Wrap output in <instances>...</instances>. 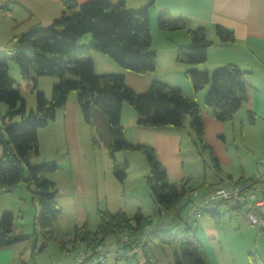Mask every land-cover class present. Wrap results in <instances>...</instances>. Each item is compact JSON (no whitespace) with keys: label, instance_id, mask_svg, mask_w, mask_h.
Here are the masks:
<instances>
[{"label":"trees","instance_id":"1","mask_svg":"<svg viewBox=\"0 0 264 264\" xmlns=\"http://www.w3.org/2000/svg\"><path fill=\"white\" fill-rule=\"evenodd\" d=\"M126 1L89 0L79 4L76 0H61L62 11L58 18L44 28L30 29L13 36L8 47L0 50V109L1 104L6 105L4 113L0 110V191L22 183L30 191L31 202L39 209L34 215L30 235L13 236V214L2 212L0 247L15 240L28 239V261L35 262L36 254L51 238L52 223L60 214L55 202L56 185L46 176L57 170V157L38 165L31 162L39 152L37 130L54 119L56 111L64 108L66 98L73 93L83 121L93 127V143L106 149L112 174L118 181L125 180L129 165L127 160L116 161L114 153L126 150L143 154L148 164L146 186L157 210L145 216L137 209L129 217L122 210L112 212L98 208L94 230L89 229L85 219L74 225L67 236L57 240L61 253L74 250L78 243L94 249L125 234L134 240L148 225H154L157 231L152 234L151 243L143 248L144 264H156L154 255H149L146 250L163 244L170 248L173 264H209L202 245L195 237L196 228L187 222V214L181 216L180 213L187 204V199L183 204L182 201L190 191L222 185V179L218 177L212 183L202 181L197 188H191L188 180L169 183L151 148L127 143L119 116L123 101L133 108L137 116L136 125L141 128L182 126L183 117L188 116L190 140L192 143L197 140L202 148L208 150L213 167L219 172L218 160L203 139V122L197 103L185 97L179 88L156 80L151 81L144 93H135L125 85L123 74H95L90 57L78 58L82 53L93 51L106 55L125 70L135 73L154 70L156 54L150 50V2L127 10ZM156 21L158 28L164 31L186 30L190 45L176 50L178 63L197 65L205 62L206 49L212 42L207 40L203 27L190 28L186 18L165 12L158 13ZM214 30L218 41L234 40L227 29L216 25ZM87 34L91 35L90 42H81ZM8 61L16 63L21 79L28 81L35 92L34 109L28 112L24 99L13 88ZM233 67L232 64H224L211 72L188 69L184 73L193 93L208 85L203 103L220 122L231 121L246 100L248 84L244 73H235ZM41 76L57 79L51 86L49 98L36 90V80ZM253 120L254 114L247 111V121L253 123ZM227 179L231 181L230 176ZM170 212V223L181 228L177 233L160 229L161 217ZM204 214L215 222L221 217L217 211L203 210ZM38 235L42 239L40 245L35 240ZM137 259L123 261L137 263ZM28 261L21 255L22 264Z\"/></svg>","mask_w":264,"mask_h":264},{"label":"crops","instance_id":"2","mask_svg":"<svg viewBox=\"0 0 264 264\" xmlns=\"http://www.w3.org/2000/svg\"><path fill=\"white\" fill-rule=\"evenodd\" d=\"M86 1L89 0H76L79 4ZM131 1H126L125 9H136L150 2L148 6L151 35L150 50L156 54L154 70L146 73H135L125 70L106 55L93 51L82 53L78 58L85 59L90 57L95 74H123L125 85L135 93H144L153 80L179 88L185 97L197 103L203 122V139L213 150L219 165H224L226 161L224 162L218 154L216 155L209 140L210 131L215 130V132L224 133L225 130L224 126L213 117L211 111L203 103L208 85H205L197 93H193L189 82L184 77V73L188 69L211 72L224 64L237 66L239 72L244 73L243 77L248 84V89L246 91V100L233 115L231 121H233L237 113L239 117H243V115L247 117V111H251L254 114V124L256 122H264V0H133V3L137 4L136 7L130 4ZM61 11V0H0V12L10 20L11 24L9 32L7 31L4 35L5 39L0 37V46L6 44L8 47L10 39L24 31L46 27L53 19L60 16ZM160 12L186 18L190 23V28L200 26L205 29L207 40L212 42L206 49L205 62L197 65H186L176 61V50L179 47L189 45L190 39L186 30L164 31L159 29L156 17ZM216 25L230 31L234 40L231 42L218 41L214 30ZM86 37L81 42L89 43L91 38ZM25 82L30 85L28 81ZM50 82L53 85L57 82V79L50 80ZM36 90L41 91L40 88L38 89V78L36 80ZM25 105L26 110H32L34 106L33 99H31L29 104L25 102ZM119 116L127 143L131 145L140 144L151 148L156 159L164 168L169 183L188 180L189 184L192 181L193 175L191 170L186 168L183 158V133L187 132L189 137V134H191L188 126V116L183 117L182 126L169 125L159 129L141 128L136 125L137 116L135 111L125 101L121 103ZM243 124L240 121L241 128L244 127ZM93 137V127L83 121L78 111L76 95L73 93L66 98L64 108L56 111L54 119L37 130L38 155L41 156V161H50L55 157L58 159L57 170L46 175L48 179L53 181L58 190L57 194L59 196H55V202L60 205L61 209L65 205L68 208H72L76 218L75 222H72L69 227L63 228L59 226L62 228L61 230L53 226L51 238L46 240L43 249L34 258L37 264L64 263L63 260L59 263V257L57 256V258L53 256L49 259L47 256L45 257L46 250L56 247L59 249L60 255H63L57 240L67 236L74 225L83 222L92 211H96L98 208L108 209L112 212L122 210L127 216L134 214L137 209L145 216L155 212V210L150 211L148 208L145 211V205L139 203L138 198L137 200L134 199L136 201L133 200L131 204L133 206L130 208L125 199L119 195L122 193L124 198L129 195L133 198L140 196L139 192H141L149 197V192L147 188L146 192L142 188L137 192L133 188L127 189L125 188V182H123L124 188L120 192L117 189L120 185L109 173L107 152L102 145H95L98 149L100 161L96 162L94 159L93 152L94 144L96 143H93ZM83 153L85 154V160H83ZM115 155L116 152L114 157L118 162L119 160L120 162L121 160H127L128 168L130 169L131 163L126 156H123L122 159H117ZM258 156L262 158L264 152H260ZM254 160H252L253 164L257 165L258 159ZM141 163H143L144 167V161H141ZM98 166L103 167L105 180L103 179L102 183L96 182L94 179ZM59 173H64L65 176H62V174L59 176ZM252 175L241 173L233 179L232 175L227 174L226 178L230 176L231 181L219 178L222 179V185H227L240 179L250 178ZM217 179L218 177L216 181ZM87 181H95V189L104 187L101 197H90ZM109 192H114L118 195L114 199H109L111 196ZM30 200V191L24 184L19 183L11 186L0 191V212L13 210V212L16 211L23 214L24 209L30 204ZM61 209L60 214L53 222L56 223L60 218ZM211 219L214 221L212 217ZM220 222L221 217L215 223L219 224ZM18 234L19 232L13 226V236ZM195 237L197 239V232H195ZM40 239L39 235L36 236L37 245L39 243L42 244V239L41 241ZM197 241L204 247L201 243L202 241ZM28 242V239H19L1 246L0 264H22L21 255L25 261H28L30 258V252L27 249ZM84 247L83 243H78L71 252L82 250ZM158 248L166 255L165 258H167L169 264H173L170 248L164 244ZM204 253L209 264H217L213 253L208 255L205 249ZM70 256H66L67 260ZM137 261V263L124 262L110 258L104 264H144L143 257H139Z\"/></svg>","mask_w":264,"mask_h":264},{"label":"rangeland","instance_id":"3","mask_svg":"<svg viewBox=\"0 0 264 264\" xmlns=\"http://www.w3.org/2000/svg\"><path fill=\"white\" fill-rule=\"evenodd\" d=\"M130 4H133V7H136L137 5L136 3H133V0ZM9 26H11L10 20L5 17L2 12H0L1 38L4 37L5 39L4 35L7 31L9 32ZM10 29H12V27H10ZM86 36V38H91L90 34H87ZM3 45L4 46H0L1 50H4L7 47L6 44ZM8 67L9 76L14 80L13 88L19 92L21 98L24 99L26 104H29L31 99L34 101L35 92L31 90V86L29 84L21 79L16 63L8 61ZM50 80H56V78L49 76L38 77V89L40 88L48 98L50 97L52 86ZM0 110L1 113H4L6 105L1 104ZM28 111L29 110H27V112ZM16 120L18 121V119ZM240 121L244 123L243 128L240 126ZM220 123L224 126V133H218L213 130L210 131L209 137L211 146L214 148L216 155L218 154L220 159L224 162L226 161L224 165H219L221 169L219 172L213 167L208 150L202 148L201 144L194 138L195 142L192 143L187 135V132L183 133V158L186 168H189L193 175L191 178L192 181L189 183L191 188H197L199 183L203 180L208 183L216 181L217 177H221L226 180L227 174L232 175V178L235 179L241 173H244L245 175H252L254 170L256 171L260 169L258 164H253L252 160L261 158L258 155L260 152H264V122L251 124L247 121L246 116L243 115V117H239L237 113L233 121ZM95 145L99 146L98 144H94V146ZM93 153L95 161H100L96 146ZM84 155L85 154L83 153V160H85ZM115 156L117 159H122L123 156H126L131 163L130 169L128 168L126 172V181H123L125 182V188L136 189V192L138 190L140 191V188H142L143 191H145L147 188L145 177L148 173V164L143 154L137 151L120 150L116 152ZM141 161H144L145 168L143 167V163H141ZM31 162L33 165H38L47 161L43 160L42 162L41 156L37 155L33 157ZM57 162L58 159L56 163ZM107 165L109 173L113 176L109 163H107ZM98 168L95 171L96 175L94 176V179L96 182L98 181L99 183H102V180H105L103 167L98 166ZM60 174L65 176L64 173H59V176ZM113 178L120 185L117 189L122 192L124 188L123 182L118 181L114 176ZM95 181H92L93 183L87 181L86 183L89 195L90 197H101L104 187L95 189ZM90 188H92V190H90ZM139 194L140 196L133 198H131L130 195L125 196L126 198H124L122 193L119 195L125 199V202L130 206V208L133 206L131 205L133 200H137L138 198L139 203L145 205V211H147L148 208V210H155L156 212L157 205L151 200V198L141 192H139ZM56 195H58L57 192ZM109 195H111L109 199H114L118 194L109 192ZM186 199H190V196L187 195L186 198L183 199L182 204L186 202ZM57 205L61 209L60 205ZM190 207L191 203L188 200L187 204L182 208L180 215L182 216L188 214ZM38 211L39 209L35 207L34 203L30 200V204L24 209L23 214L16 211L13 212V210H4L3 212L13 214V226L14 229H17L20 235H30L33 231V218L35 213H38ZM216 211L221 215V222L219 224H216L211 217L206 214L199 217L192 215L187 216V222L192 224L193 228L196 227L197 240L200 242L202 241L201 243L204 245L203 250L205 249L208 255L209 253H213L216 257L217 264H264V226L251 225L245 222L239 215H224V209L222 207H218ZM1 213L2 212H0V214ZM74 213L75 212L72 208H68L67 205L63 206L60 218L56 221V223H52V228L53 226H56L57 229L61 230L62 228L60 227H69V225L76 220ZM171 215L172 213L170 212L161 217L162 224L160 225V229L166 232L170 231L171 233H177L181 230V228L178 227L176 223H170ZM132 216L133 214H129V217ZM87 221L89 229L94 230L96 224L95 211H92L88 215ZM40 244L41 243H39V245ZM146 251L149 255L153 254L155 256L157 264H169V261L165 258L166 255L162 253L159 248L150 246ZM46 256L48 259L53 256L55 258L59 257V263H61L60 261L62 260L64 262L67 261L66 256L64 254L60 255V251L56 247H54V249L51 248L46 250L45 257Z\"/></svg>","mask_w":264,"mask_h":264},{"label":"built area","instance_id":"4","mask_svg":"<svg viewBox=\"0 0 264 264\" xmlns=\"http://www.w3.org/2000/svg\"><path fill=\"white\" fill-rule=\"evenodd\" d=\"M257 164L260 169L254 171L250 178L190 191L191 207L186 217H199L203 210L216 211L218 207H222L224 215H239L251 225L264 226V157L259 158ZM156 231L154 225H148L134 240L125 234L94 249L84 247L75 252L64 251L65 256L71 255L64 264H104L110 258L120 261L135 260L143 257V248L151 243V236ZM27 264L36 263L30 260Z\"/></svg>","mask_w":264,"mask_h":264},{"label":"water","instance_id":"5","mask_svg":"<svg viewBox=\"0 0 264 264\" xmlns=\"http://www.w3.org/2000/svg\"><path fill=\"white\" fill-rule=\"evenodd\" d=\"M232 69L235 73H239V68L237 66H234Z\"/></svg>","mask_w":264,"mask_h":264}]
</instances>
